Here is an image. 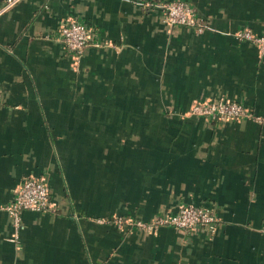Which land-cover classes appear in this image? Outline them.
Returning <instances> with one entry per match:
<instances>
[{"label": "crops", "instance_id": "1", "mask_svg": "<svg viewBox=\"0 0 264 264\" xmlns=\"http://www.w3.org/2000/svg\"><path fill=\"white\" fill-rule=\"evenodd\" d=\"M163 1L0 0V264H264V50L234 34L264 32V0H185L201 30L167 25ZM70 19L91 29L80 55L58 37ZM221 98L250 116L183 114ZM28 174L55 205L22 210L15 242L3 205ZM185 204L215 230L108 222Z\"/></svg>", "mask_w": 264, "mask_h": 264}, {"label": "built area", "instance_id": "2", "mask_svg": "<svg viewBox=\"0 0 264 264\" xmlns=\"http://www.w3.org/2000/svg\"><path fill=\"white\" fill-rule=\"evenodd\" d=\"M19 0H4V7L11 6ZM162 20L167 25L192 26L197 30L204 27L202 21L195 17L192 6L185 0H166L161 3ZM241 40H249L260 50H264V33L256 34L250 28L243 27L234 32ZM58 37L68 50L80 55L84 48L93 42L91 29L77 19H70L60 26ZM186 115H194L206 119L236 120L250 116L245 105L237 100L221 98L218 100H194L188 107ZM254 118L258 119V116ZM55 202L44 174H28L22 178L13 198L3 208L7 210L14 226L13 239L18 241L20 213L24 209L33 211L54 210ZM120 220V219H119ZM218 219L208 208L197 205H180L175 212L156 215L149 221H135V225L153 231L162 225L180 229L205 227L211 232L215 230ZM18 244V243H17Z\"/></svg>", "mask_w": 264, "mask_h": 264}, {"label": "rangeland", "instance_id": "3", "mask_svg": "<svg viewBox=\"0 0 264 264\" xmlns=\"http://www.w3.org/2000/svg\"><path fill=\"white\" fill-rule=\"evenodd\" d=\"M134 207V206H133ZM145 218H143V217ZM149 214H142L140 210H138V207H134V209L131 210H120V211H116L115 213H111L109 215L108 218V222H110L111 224H114L116 229H118L120 232H122L124 237H128V235H138L140 237H146V236H157L160 235V228L162 226H165L166 228H169V230L167 231L166 234L167 238H171L176 234L174 232L180 230L182 232H190V231H186V230H182L180 228H175L173 226L171 227H167L166 225H162L159 228L153 230V231H149V230H145L137 225H135V221L137 220H141V221H149L151 220L154 216L149 217ZM120 219V220H119ZM174 231V232H173Z\"/></svg>", "mask_w": 264, "mask_h": 264}, {"label": "trees", "instance_id": "4", "mask_svg": "<svg viewBox=\"0 0 264 264\" xmlns=\"http://www.w3.org/2000/svg\"><path fill=\"white\" fill-rule=\"evenodd\" d=\"M254 32V31H253ZM255 33V32H254ZM264 33V32H263ZM257 34V33H256ZM197 100H202V99H197ZM238 101V100H237ZM190 106V105H189ZM188 109V108H187ZM187 109H186V111H187ZM186 111L185 112H183V114L184 115H186L185 113H186ZM186 205V204H185ZM179 207V206H178ZM165 213H170V212H163V211H160V212H157L155 215H153L154 217L156 216V215H160V214H165ZM167 226V225H166ZM182 230H185V229H182ZM187 230H189V229H187ZM190 230H192V229H190Z\"/></svg>", "mask_w": 264, "mask_h": 264}]
</instances>
